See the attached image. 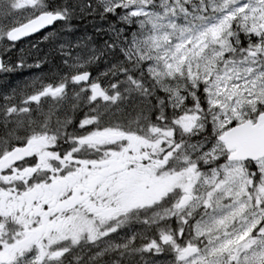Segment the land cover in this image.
I'll return each instance as SVG.
<instances>
[{"label":"rangeland","instance_id":"1","mask_svg":"<svg viewBox=\"0 0 264 264\" xmlns=\"http://www.w3.org/2000/svg\"><path fill=\"white\" fill-rule=\"evenodd\" d=\"M51 8L64 15L63 23L14 44L7 41L9 31ZM71 21L85 24L71 26ZM248 36L256 42L251 44ZM0 57V126L16 113L51 112L80 131L68 135L69 154L54 155L51 150L59 140L55 132L26 134L24 144L34 147L36 162L68 163L88 151L83 144L92 135L117 133L111 128L90 131L97 125L91 115L70 117L77 101L80 107L90 104L94 84L104 91L95 109L137 111L147 120L150 112L157 113L153 124L129 133L142 139L146 153H154L157 168H139L142 174L133 168L121 172L103 195L118 206L115 221L99 218V228L75 209L72 229L58 234L56 243L38 246L29 258L21 251L8 252L5 264H122L103 258L131 242L135 244L127 253H135L133 264H173L175 246H163L168 241L164 237L151 244L146 228H132V217L144 224L146 219L139 217L144 207L168 195L179 199L185 189L193 199L186 210L200 205L210 210L243 186L241 166L222 165L226 160L220 159L218 137L264 111V0H0ZM84 72L92 73L91 82L76 84L74 79ZM131 144L139 143L133 138ZM7 152L1 149L0 157ZM2 180L0 237L13 231L16 238L27 221L3 212L10 208L3 204L9 194L3 190L12 186ZM211 226L195 225L196 234L206 235L208 244L184 264L264 257V247L236 250L215 243L213 232L220 225ZM5 245L11 247L13 240ZM123 252L122 261H128Z\"/></svg>","mask_w":264,"mask_h":264},{"label":"flooded vegetation","instance_id":"2","mask_svg":"<svg viewBox=\"0 0 264 264\" xmlns=\"http://www.w3.org/2000/svg\"><path fill=\"white\" fill-rule=\"evenodd\" d=\"M48 12L53 13V11ZM256 117L257 113L245 121H251L253 124ZM100 132L89 137L86 143L84 142L83 147L88 148V152L83 158H73L68 163H39L30 161L33 155L30 159L18 162L0 173L2 183L12 186L10 190H3L9 193L5 195L3 204L9 203L10 206L9 209H3V212L7 217L16 214L17 218L27 221V225L20 227L16 238L13 231L4 234L3 238L0 237V257L3 258L0 264H5L8 252L21 251L24 252V258H29L33 256L38 246L56 243L54 238L58 234L63 230L72 229L70 215L75 209L80 210L86 220L96 227H99V218L111 220L110 222L115 221L118 217L114 216L119 214L118 206L115 201H106L103 197L109 193L108 190L115 176L121 172H128L131 168L141 174L143 173L141 168L147 170L152 169L151 166L157 168L158 162L152 163L154 153L144 151L145 147L140 145L143 142L141 138L116 130L117 133L113 134H122V137L120 140L112 141V133L107 130ZM97 136L101 137V140H98ZM133 138L139 144H131ZM21 145H24V141L14 146ZM130 146L132 149L128 153ZM229 155L230 153L222 145L220 159L226 160L222 165L226 163L240 165L241 176L244 177L243 186L239 185L237 191L222 197L210 210H203L202 205L195 211L186 210L193 199L190 189H185L184 195L179 199H171L168 195L144 207L145 213L139 217L145 218L146 223L139 224L138 216L132 217V228L138 229L139 226L146 228L147 238L150 239L151 244H158L159 239L164 237L168 241L162 243L163 246H175L173 264L190 262L207 246L206 235H197V231H194L195 225L196 228L212 225L211 227L215 229V226L219 224L220 227L218 226V229L213 232L217 234L215 243H226L229 248L263 249L264 155L255 160L243 161H231ZM112 161L119 163L120 170L117 172L110 171ZM234 185L235 182L231 184V187L233 188ZM226 218L228 219L225 220ZM87 235L88 233L84 234L86 240ZM12 240L11 247H4L5 244H11ZM133 244L135 243L131 242L125 250H121L120 247V250L103 259L110 261L112 258L115 259L114 261H122L123 251H126V254ZM80 246L84 249L85 243L83 242ZM188 249H194V254L186 257ZM27 250L29 252H26ZM165 254L168 255V252ZM134 256L135 253L131 251L127 253L126 258L128 261H134ZM204 262L210 261L208 259ZM213 262L214 264H264V257L251 259L240 257L230 261Z\"/></svg>","mask_w":264,"mask_h":264},{"label":"trees","instance_id":"3","mask_svg":"<svg viewBox=\"0 0 264 264\" xmlns=\"http://www.w3.org/2000/svg\"><path fill=\"white\" fill-rule=\"evenodd\" d=\"M50 11H54V9L51 8ZM82 24L85 23L76 21L70 22L71 26H80ZM247 38L251 44H254L256 42L255 37L248 36ZM149 100H153V97L149 96ZM94 103L95 102L90 101V104L88 106L82 105V107H80L77 101L76 103H74V106H71L70 111V117L72 118V120H76V118H81L84 116L87 117V115L93 116V118L96 119L97 125L91 128L90 131H100L111 128L128 134L131 132L135 133L137 132L136 130L138 126H145L146 124L150 123L153 124L154 120L157 118L156 112H150V119L148 120L144 116H142V113L137 114V111L113 114V112H111V110L108 108L95 109ZM39 113L40 112L16 113L10 115L7 119H5V121L0 126V150H10L14 147L15 144H17L18 142H23L26 138H28L26 134L37 135L44 132L47 134H52L55 132V135L59 140L57 142V148H54L55 150H51V154L54 155V151L57 152V154L66 152H68L67 154H69V151L72 147L67 145V141L69 140L67 139L68 135H76L80 131H78L75 127L69 126L68 121H66L67 119H57L51 112ZM62 133L64 134L62 135ZM85 154L86 153H77L74 155V157L80 159L83 158V155ZM30 161L36 162L35 155ZM121 262L122 264H133V261Z\"/></svg>","mask_w":264,"mask_h":264},{"label":"water","instance_id":"4","mask_svg":"<svg viewBox=\"0 0 264 264\" xmlns=\"http://www.w3.org/2000/svg\"><path fill=\"white\" fill-rule=\"evenodd\" d=\"M63 20L61 14L45 12L39 14L36 18L12 29L8 32L6 39L10 43H17L26 38H30L41 34L42 32L52 28L57 22ZM3 68L2 59L0 58V71ZM90 72L79 74L74 82L76 84H86L90 81ZM102 97V89L100 85H95L92 90L91 100H97ZM98 140L101 137L97 136ZM121 134L111 135L112 141L120 140ZM218 140L223 144L225 150L230 153L229 160L243 161L246 159L255 160L264 155V111L258 114L256 121L252 124L246 121L242 124L233 126L226 130ZM34 149L31 144L17 146L11 149L4 156L0 157V173L12 165L23 160L30 159ZM119 163L110 162V171L115 172L120 169ZM185 202V201H184ZM194 254V249H188L186 257ZM3 258L0 257V262Z\"/></svg>","mask_w":264,"mask_h":264}]
</instances>
